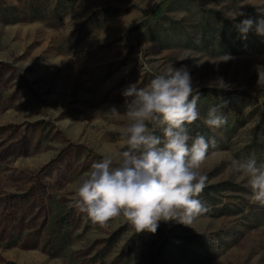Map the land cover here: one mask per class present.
<instances>
[{
	"label": "rangeland",
	"instance_id": "374dc122",
	"mask_svg": "<svg viewBox=\"0 0 264 264\" xmlns=\"http://www.w3.org/2000/svg\"><path fill=\"white\" fill-rule=\"evenodd\" d=\"M241 6L264 12V0H71L56 23L0 22V264H264V206L221 162L264 165V37L241 39ZM169 63L200 85L202 116L227 102L222 127L188 126L216 140L202 165L211 198L198 197L210 211L155 234L122 215L93 224L69 203L92 163L123 147V109L107 110ZM217 76L231 90L204 87Z\"/></svg>",
	"mask_w": 264,
	"mask_h": 264
},
{
	"label": "clouds",
	"instance_id": "9594fccd",
	"mask_svg": "<svg viewBox=\"0 0 264 264\" xmlns=\"http://www.w3.org/2000/svg\"><path fill=\"white\" fill-rule=\"evenodd\" d=\"M231 17L240 19L234 26L241 39L250 32L264 37V12L247 16L240 9ZM223 55L219 65L231 60ZM258 85L264 86V72ZM204 87L218 91L231 90L232 85L217 76ZM123 105H112L107 112L123 115L127 124L122 133L123 147L108 149L88 173L78 181L69 207L83 213L101 227L111 219L123 216L136 233L155 234L159 223L175 222L189 226L210 208L198 197L207 186L208 177L202 165L209 156H216L215 137H193L188 126L201 120L209 128H220L226 117L221 105L208 108L202 116L198 102L200 85H194L185 68L173 63L155 74L145 87L128 85L123 91ZM230 169L236 182H244L251 191L250 200L264 206V165L254 158L229 156L221 161Z\"/></svg>",
	"mask_w": 264,
	"mask_h": 264
},
{
	"label": "trees",
	"instance_id": "16d2710c",
	"mask_svg": "<svg viewBox=\"0 0 264 264\" xmlns=\"http://www.w3.org/2000/svg\"><path fill=\"white\" fill-rule=\"evenodd\" d=\"M19 5H9L3 3L0 5V22L4 24L17 23V22H30V21H45L49 20L56 23L60 20L69 7L71 0H54V5H50L52 0H16ZM232 47V46H231ZM233 48V47H232ZM246 50H250L246 47ZM232 186L230 183L222 185ZM227 188V187H226ZM206 200H210L208 190H203Z\"/></svg>",
	"mask_w": 264,
	"mask_h": 264
}]
</instances>
